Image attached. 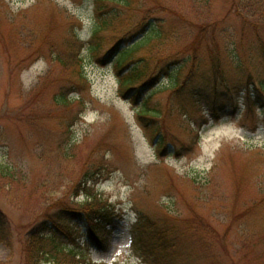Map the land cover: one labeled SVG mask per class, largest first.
Returning <instances> with one entry per match:
<instances>
[{
  "label": "rangeland",
  "instance_id": "rangeland-1",
  "mask_svg": "<svg viewBox=\"0 0 264 264\" xmlns=\"http://www.w3.org/2000/svg\"><path fill=\"white\" fill-rule=\"evenodd\" d=\"M152 27L133 102L115 64ZM86 194L100 245L73 222L70 264H144L140 215L166 231L167 264H264V0H0V264H46L28 233Z\"/></svg>",
  "mask_w": 264,
  "mask_h": 264
},
{
  "label": "trees",
  "instance_id": "trees-1",
  "mask_svg": "<svg viewBox=\"0 0 264 264\" xmlns=\"http://www.w3.org/2000/svg\"><path fill=\"white\" fill-rule=\"evenodd\" d=\"M102 1L104 0H99V2ZM110 21L111 18H108L104 19L101 23L105 26L106 24L108 25ZM159 37L160 33L152 27L150 32H148L144 38L133 42L119 53L118 60L115 64L116 70L122 74L123 70L128 69L125 74L120 76L119 86L121 94L127 96L132 92H139V88H137L138 84H142L143 87H146L147 84H149V82L147 83L145 80L150 78L148 77V63L143 57L134 60V56L145 47H148L152 41L159 39ZM95 39L96 37L94 36L93 40ZM99 48V45L95 44V54L99 52ZM176 77L174 78L175 80L172 79L173 81H171L172 87L177 84ZM137 92L133 95V102L138 98ZM68 102H70V100L65 96L63 97V95L58 100V103L63 105L68 104ZM145 104H147V100ZM140 109L141 110L138 114L139 117L149 121L156 120L160 115L158 111H156V113H151L152 111L145 109L144 107ZM152 129L157 130V126ZM161 143L162 142L160 141L158 144L160 146L158 147L159 149L161 148ZM100 171L101 168H95L93 170L87 169L83 174V177L76 184V188H78L80 192L85 190L84 185H86L87 181L95 180ZM86 195V201L77 204L79 209H74V211L73 209L62 205L58 207L57 211L49 216L48 219L36 224V226L28 233L27 242L24 244V251H26L30 258L36 259V262L38 260H44V263L46 264H70L68 263L67 258L69 257L73 259L74 251L61 241L70 239L73 242V240L77 238L76 235H74L76 232V226L73 225V222L75 221L77 223L84 217L88 223L90 238L93 240L98 239L96 230H98V228L102 229V227L97 223L99 218L96 217L95 214L98 213L101 206H99L100 204H98V202L90 203L87 201L90 196L88 194ZM75 196H79V193L75 192ZM3 220V216L0 214L1 239L4 238L3 235L5 232V224ZM145 231H149L150 233L149 243L151 245H148V243L143 241V233ZM133 234L134 251L137 256L144 260L145 264H167V262H169L170 258L168 257L167 249L169 248L170 240L168 239L166 231L159 227L153 220L140 215L136 220Z\"/></svg>",
  "mask_w": 264,
  "mask_h": 264
}]
</instances>
